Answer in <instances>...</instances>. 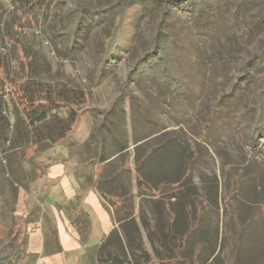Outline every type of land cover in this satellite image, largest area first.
Segmentation results:
<instances>
[{
	"label": "rangeland",
	"instance_id": "rangeland-1",
	"mask_svg": "<svg viewBox=\"0 0 264 264\" xmlns=\"http://www.w3.org/2000/svg\"><path fill=\"white\" fill-rule=\"evenodd\" d=\"M111 1L46 0L50 6L26 14L12 0H0V33L5 26L16 27L19 42L34 55L41 72L49 68L54 77L85 92L78 119L64 141L11 151L0 158V207L18 218L10 217L11 230L22 228L30 239L31 251L27 247L17 264H96L100 241L117 227L93 187L99 153L114 149L101 124L121 108L125 124L113 130L119 135L125 129L129 148L109 160V172L130 166L125 182L134 191L136 158L173 139L189 163L192 197L200 202L199 208L208 187L216 192L218 206L209 205L207 211L203 207L200 216L209 240L213 242L218 232V260L264 264V140L251 147L248 135L247 109L254 84L243 82L232 95L245 63L262 47L264 30L250 31L257 8L219 4L200 16L192 5L177 6L176 0H143L145 13L133 46L121 51L111 71L97 80L94 70L110 22L85 24L70 49V24L76 16L70 11L101 9ZM174 22L186 84L177 95L144 76L129 78L135 60L152 49L157 32ZM17 23L23 27L18 29ZM249 73L256 76L253 68ZM146 136L150 137L135 148L134 141ZM176 192L165 189L159 196ZM140 201L152 222L148 202ZM58 205L67 206L73 219L60 214ZM42 225L46 235L41 234ZM40 239L44 246L40 247ZM200 242L194 243L193 255L199 256L204 244ZM55 243L62 248L54 250ZM149 247L161 249L158 243ZM155 257L151 252L153 264H158Z\"/></svg>",
	"mask_w": 264,
	"mask_h": 264
},
{
	"label": "trees",
	"instance_id": "trees-1",
	"mask_svg": "<svg viewBox=\"0 0 264 264\" xmlns=\"http://www.w3.org/2000/svg\"><path fill=\"white\" fill-rule=\"evenodd\" d=\"M173 2L177 6L181 3L192 5L200 16L206 8L212 9L219 4L233 5L237 9L256 7L250 31L264 30V0ZM12 3L26 14L50 6L46 0H12ZM145 8L143 0H112L101 9L70 11L76 14L70 24V49L85 24L110 22L108 33L101 43V57L94 70L97 80L111 71L121 51L127 52L133 46ZM10 11L13 12L12 9ZM177 26L176 22L167 24L164 30L157 32L152 49L135 60L130 79L144 76L173 95L185 90V79L179 65L180 47L174 37ZM22 27V23H17L18 29ZM16 34V27L9 26H5L0 33V158L11 151L64 141L78 119V107L85 102L84 90L54 77L49 68L41 72L34 55L19 42ZM245 64L232 95L238 92L241 83L254 84L247 114L250 119V144L255 147L260 139L264 140V37L260 51ZM250 68L254 69L256 76L249 73ZM110 114L113 119L107 120L105 116L108 123H102L101 127L107 130L114 149L99 153L96 161L99 170L93 187L111 210L117 227H113L100 241L96 264H153L151 252L156 255L158 264H223L217 258L218 232L213 242L209 240L208 232L202 225L205 222L202 223L201 219L203 207L207 211V208L211 210L212 206H218L216 192L212 193L208 187L200 209V202L192 197L195 190H192L189 163L184 159L181 146L173 139L136 158L133 164L135 189L130 190V185L125 182V175L132 172L130 166L123 165L116 172L107 169L106 164L112 157L123 154L129 148L125 129L119 134L123 140L113 130H119L125 124L124 109ZM149 137L134 141V145ZM175 188L176 193L159 196L163 190ZM140 200L148 202L152 222L147 218ZM66 216L69 220L73 219L69 213ZM191 221L194 225H190ZM196 242H204L199 256L191 253ZM154 243H158L161 249H150L149 245ZM27 247L24 229L11 230L0 226V264H17L27 254Z\"/></svg>",
	"mask_w": 264,
	"mask_h": 264
},
{
	"label": "crops",
	"instance_id": "crops-1",
	"mask_svg": "<svg viewBox=\"0 0 264 264\" xmlns=\"http://www.w3.org/2000/svg\"><path fill=\"white\" fill-rule=\"evenodd\" d=\"M38 208V207H37ZM5 208H4V206H2V207H0V223L2 224V226H4V228H6V229H11V223L9 224V220H10V217H11V219L13 218V220L14 219H18L17 218V216H16V214H14V211H12V213L11 212H9V213H7L8 211L7 210H4ZM58 209H59V205H58ZM2 210H4L3 212H2ZM60 210V214H62V215H64V214H66V213H68V207L67 206H65V208L63 209H59ZM38 216H39V219H40V222L43 224V219H44V212L42 211H40L39 213H38ZM26 222V221H25ZM26 224V223H25ZM24 228H25V226H24ZM42 228H43V225L41 226V234H43V235H46L47 234V232H44V231H42ZM51 230H52V226H50L49 227ZM26 229V228H25ZM50 233L51 234H54L53 232H51L50 231ZM49 232H48V234H50ZM42 235V236H43ZM41 236H38V238H40ZM29 239V238H28ZM30 240V239H29ZM34 241H36V239H34ZM39 242L41 243H39L40 244V247H41V245H45V243H44V240H43V244H42V240L40 239L39 240ZM39 244H38V246H39ZM43 246H42V249H43ZM58 246L59 247H57V244L55 243V246H54V250H59L60 248H62L59 244H58ZM45 248V247H44ZM28 249L31 251V249H30V241H28Z\"/></svg>",
	"mask_w": 264,
	"mask_h": 264
}]
</instances>
